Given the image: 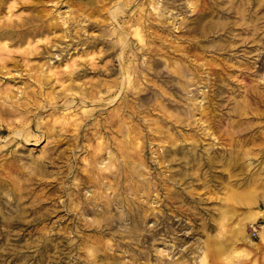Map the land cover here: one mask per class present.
Wrapping results in <instances>:
<instances>
[{
	"label": "rangeland",
	"instance_id": "374dc122",
	"mask_svg": "<svg viewBox=\"0 0 264 264\" xmlns=\"http://www.w3.org/2000/svg\"><path fill=\"white\" fill-rule=\"evenodd\" d=\"M6 20L0 94L38 105L0 113V264H264V0H0Z\"/></svg>",
	"mask_w": 264,
	"mask_h": 264
},
{
	"label": "bare ground",
	"instance_id": "6f19581e",
	"mask_svg": "<svg viewBox=\"0 0 264 264\" xmlns=\"http://www.w3.org/2000/svg\"><path fill=\"white\" fill-rule=\"evenodd\" d=\"M151 1V0H150ZM166 2H168V1H166ZM214 3V2H213ZM119 4V3H118ZM161 4V3H160ZM159 4V5H160ZM168 4V3H167ZM198 4V3H197ZM212 4V3H211ZM165 5V4H164ZM115 6V5H114ZM208 8V7H207ZM139 9V8H138ZM206 9V8H205ZM211 9V8H210ZM112 10V9H111ZM117 10V9H116ZM155 11V10H154ZM145 12V11H144ZM150 12V11H149ZM212 13V12H211ZM151 14V13H150ZM164 14V13H163ZM163 14L161 15V16H163ZM144 17V16H143ZM148 17V16H147ZM134 18V17H133ZM117 19V18H116ZM137 22H144L143 20H141V19H139L138 17L137 18H134ZM143 19V18H142ZM146 19H149V18H145L144 17V20H146ZM196 20V19H195ZM7 21V20H6ZM5 21V22H6ZM9 21V20H8ZM8 21H7V23H1L0 24V36H11L10 38H12L13 36L12 35H14V33H16V28L13 26V25H11V23H8ZM163 21V20H162ZM191 21V20H190ZM193 21V20H192ZM3 22V21H2ZM109 23V22H108ZM126 23V22H125ZM151 23V22H150ZM179 23V22H178ZM15 25V24H14ZM157 26V25H156ZM176 26V25H175ZM207 27L209 28V27H211V23L209 24L208 23V25H207ZM139 28V27H138ZM138 28H136V31H135V33H136V36H139V39L142 41V40H144V38H143V34L141 33V30L140 29H138ZM22 29V28H21ZM28 29V28H27ZM144 29V28H143ZM32 31L33 32H35L33 29H28L25 33H23V34H21L20 35V38H23L24 37V35L26 34V33H32ZM196 31V30H195ZM37 32H39V31H37ZM125 32H126V34L127 33H130L129 31H127V30H125ZM121 33V32H120ZM134 34V33H133ZM135 35V34H134ZM156 36V35H155ZM126 37V36H125ZM173 37V36H172ZM123 38H124V36H123ZM155 38V37H154ZM189 38V37H188ZM125 39V38H124ZM164 40V39H163ZM166 40V39H165ZM190 40V39H189ZM198 41V40H197ZM246 42V41H245ZM161 43V42H160ZM142 44V46H141V48L144 50V51H147L148 52V55H149V53H150V55H155V54H160L161 53V51L159 50V48L158 47H154V46H151L150 44H149V42H144V43H141ZM125 45H126V43H123V47L125 48ZM117 46V45H116ZM170 46V45H169ZM121 47V46H120ZM171 47V46H170ZM184 48V47H183ZM121 49V48H120ZM160 49H165V48H160ZM4 54H8V53H4V52H0V60H3V61H0V71H4L3 69H4V67H6V65L10 62L9 60H11V58H12V56H11V54H9V57H5L4 56ZM15 54V53H14ZM127 54V53H126ZM164 54V53H163ZM20 55V54H19ZM167 55V54H166ZM23 56V55H22ZM120 57L122 58L123 57V54L121 53V55H120ZM148 58V57H147ZM143 59V58H142ZM124 60V59H123ZM12 61V60H11ZM136 61V60H135ZM172 61V60H171ZM121 62V61H120ZM123 62V61H122ZM141 62V61H140ZM189 63V62H188ZM121 65V64H120ZM187 65V64H186ZM190 65V64H189ZM163 66V65H162ZM260 68V67H259ZM189 69V68H188ZM258 69V68H257ZM5 71H6V69H5ZM8 71V70H7ZM149 73V72H148ZM179 73H180V71H179ZM190 73H191V71H190ZM212 73V72H211ZM141 74V73H140ZM216 76V75H215ZM128 81H131V80H128ZM31 91H33V93L32 94H30L31 93ZM31 91H29V90H27V91H25V92H23V93H26V96L27 97H29L28 98V101H26V100H19V99H12L9 95H8V93H3V94H0V98L2 97V99H3V102H0V113H4V114H7V115H16V114H18V115H23L24 113H26V111H28L29 110V108H30V106H32V105H36L37 104V102H36V100H35V98H33L35 95H36V90H31ZM112 96H114V95H112ZM121 96V95H120ZM125 98V97H124ZM215 98V97H214ZM129 100V99H128ZM9 102L10 101V103L12 104V106H9L8 104H6V102ZM48 101V100H47ZM126 102V101H125ZM201 102V101H200ZM126 104V103H125ZM38 105V104H37ZM33 107V106H32ZM33 108H35V107H33ZM193 110V109H192ZM13 120V119H12ZM118 124V123H117ZM106 125V124H105ZM5 128V127H4ZM5 129H3V131H4ZM204 130V129H203ZM2 131V130H1ZM118 131V130H117ZM18 133V132H17ZM20 133V132H19ZM30 134V133H29ZM238 139V138H237ZM172 148V147H171ZM187 148V147H186ZM121 149V148H120ZM182 152V151H181ZM99 172V171H98ZM100 173V172H99ZM108 173V172H107ZM109 177V176H108ZM87 179V178H86ZM96 186V185H95ZM99 187V186H98ZM95 195V194H94ZM99 196V195H98ZM110 202V201H109ZM252 202V201H251ZM97 205V204H96ZM88 206V205H87ZM83 208V207H82ZM91 211V210H90ZM238 237V236H237Z\"/></svg>",
	"mask_w": 264,
	"mask_h": 264
}]
</instances>
